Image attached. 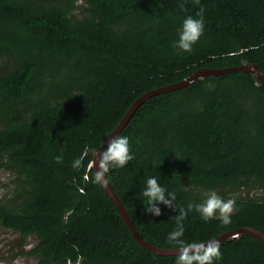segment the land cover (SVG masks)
<instances>
[{"label": "trees", "instance_id": "1", "mask_svg": "<svg viewBox=\"0 0 264 264\" xmlns=\"http://www.w3.org/2000/svg\"><path fill=\"white\" fill-rule=\"evenodd\" d=\"M201 7L203 36L176 54L180 23ZM248 64L264 74V0H0V186L2 172L11 180L0 225L20 248L36 240L19 254L35 264H176L178 255L135 240L88 165L143 95ZM119 135L135 159L110 171L109 184L146 242L175 249L166 237L178 215L143 211L149 176L176 193L178 209L209 188L235 200L229 225L189 212L186 242L244 227L264 234V84L255 74L199 76L155 94ZM220 244L215 264H264V242L251 235Z\"/></svg>", "mask_w": 264, "mask_h": 264}, {"label": "clouds", "instance_id": "2", "mask_svg": "<svg viewBox=\"0 0 264 264\" xmlns=\"http://www.w3.org/2000/svg\"><path fill=\"white\" fill-rule=\"evenodd\" d=\"M195 2L199 4L200 0H195ZM204 31L205 16L204 9L201 7L195 16L188 15L183 18L177 29V38L172 42V48L178 55L191 53L193 46L203 36ZM104 145L106 147H103V150L100 149L93 153L96 170L92 176V183L107 189L110 171L124 168L135 157L131 152L130 138L126 135L107 136ZM63 159V151L54 157L57 164L62 163ZM83 161L84 156L74 159L72 168L79 170L83 166ZM88 167L91 169L93 165L90 164ZM141 195L144 198L143 211L146 214L156 217L162 215L160 205L178 211V215L174 216L176 227L166 237L168 245L174 247L178 252L176 264H215L221 258V244L216 239L186 242L183 239L185 232L183 222L188 213L194 210L205 223L212 219H219L222 225H229L235 210V200H225L215 189L209 188L201 191L202 200L200 203H189L187 209H178L175 203L176 193L163 186L156 176H149L144 180Z\"/></svg>", "mask_w": 264, "mask_h": 264}, {"label": "water", "instance_id": "3", "mask_svg": "<svg viewBox=\"0 0 264 264\" xmlns=\"http://www.w3.org/2000/svg\"><path fill=\"white\" fill-rule=\"evenodd\" d=\"M238 70H243V71H247V72H251L253 74L256 75L257 79L259 80V82H261L262 84H264V74L261 73L258 68L253 65V64H248V65H243L240 67H232V68H226V69H202L199 70L198 72H196L195 74H193L191 77H189L188 79L178 83V84H173V85H169L166 86L164 88H160V89H156L153 90L151 92H148L147 94L143 95L142 97H140L134 104L133 106L130 108V110L128 111V113L124 116L123 120L120 122V124L118 125V127L111 133V135H119V133L122 131V129L124 128V126L129 122V120L132 118L134 112L137 110V108L149 97L155 95V94H159L165 91H171V90H176L179 89L183 86H186L187 84L191 83L192 81H194L197 77L199 76H208V75H220V74H227L230 72H234V71H238ZM110 135V136H111ZM103 147H106V145H102L101 146V150H103ZM99 149V150H100ZM94 159L92 161V165L93 168L95 169L94 166ZM96 170V169H95ZM105 189V188H104ZM108 197L110 198V200L112 201V203L114 204V206L116 207V209L119 211L121 217L123 218L124 222L126 223L127 227L129 228L131 234L133 235V237L135 238V240L145 249L162 255V256H172V255H178V252L176 249H160L157 248L153 245H151L150 243L146 242L137 232L134 224L132 223L126 209L124 208V206L122 205L121 201L119 200L118 196L116 195V193L114 192V190L112 189V187L108 186L107 189H105ZM239 234H247V235H251L261 241L264 242V234L259 232L258 230L254 229V228H250V227H244V228H240L237 229L236 231L233 232H228L220 237H218L216 240H218L220 243L224 242L225 240L229 239V238H234L237 237V235Z\"/></svg>", "mask_w": 264, "mask_h": 264}, {"label": "rangeland", "instance_id": "4", "mask_svg": "<svg viewBox=\"0 0 264 264\" xmlns=\"http://www.w3.org/2000/svg\"><path fill=\"white\" fill-rule=\"evenodd\" d=\"M1 175L0 198L2 195L7 194L11 188V180L8 174L2 172ZM18 239L19 236L17 234L0 225V264H35L33 257L19 254V252L30 250L35 245L36 240L33 237H29L27 240L28 245L20 248Z\"/></svg>", "mask_w": 264, "mask_h": 264}]
</instances>
